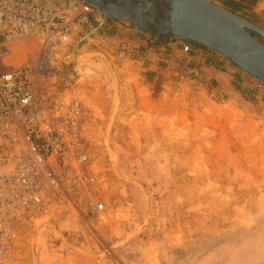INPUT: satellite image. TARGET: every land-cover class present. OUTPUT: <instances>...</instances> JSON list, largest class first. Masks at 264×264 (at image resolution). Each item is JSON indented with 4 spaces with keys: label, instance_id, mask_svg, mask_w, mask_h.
Instances as JSON below:
<instances>
[{
    "label": "rangeland",
    "instance_id": "374dc122",
    "mask_svg": "<svg viewBox=\"0 0 264 264\" xmlns=\"http://www.w3.org/2000/svg\"><path fill=\"white\" fill-rule=\"evenodd\" d=\"M252 1L236 14L264 29ZM71 46L99 190L23 220L16 264H264L260 81L96 9Z\"/></svg>",
    "mask_w": 264,
    "mask_h": 264
},
{
    "label": "built area",
    "instance_id": "2783aa9c",
    "mask_svg": "<svg viewBox=\"0 0 264 264\" xmlns=\"http://www.w3.org/2000/svg\"><path fill=\"white\" fill-rule=\"evenodd\" d=\"M94 12L84 0H0V264H16L23 220L99 190L70 51Z\"/></svg>",
    "mask_w": 264,
    "mask_h": 264
},
{
    "label": "water",
    "instance_id": "95a60500",
    "mask_svg": "<svg viewBox=\"0 0 264 264\" xmlns=\"http://www.w3.org/2000/svg\"><path fill=\"white\" fill-rule=\"evenodd\" d=\"M111 20L154 36L185 39L218 53L264 83V29L210 0H84Z\"/></svg>",
    "mask_w": 264,
    "mask_h": 264
},
{
    "label": "trees",
    "instance_id": "16d2710c",
    "mask_svg": "<svg viewBox=\"0 0 264 264\" xmlns=\"http://www.w3.org/2000/svg\"><path fill=\"white\" fill-rule=\"evenodd\" d=\"M219 2L223 7L237 13L249 11L254 5L255 2L252 0H215ZM153 37H158L154 36ZM241 95L245 96V91L239 88Z\"/></svg>",
    "mask_w": 264,
    "mask_h": 264
},
{
    "label": "crops",
    "instance_id": "0c3cea01",
    "mask_svg": "<svg viewBox=\"0 0 264 264\" xmlns=\"http://www.w3.org/2000/svg\"><path fill=\"white\" fill-rule=\"evenodd\" d=\"M159 37H162V36H159ZM170 40H172V39H170ZM75 50V49H74ZM217 75H216V77H217V79H220V78H222V75H221V73H216Z\"/></svg>",
    "mask_w": 264,
    "mask_h": 264
}]
</instances>
